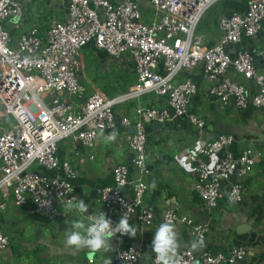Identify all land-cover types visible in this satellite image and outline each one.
Instances as JSON below:
<instances>
[{"label": "built area", "instance_id": "obj_1", "mask_svg": "<svg viewBox=\"0 0 264 264\" xmlns=\"http://www.w3.org/2000/svg\"><path fill=\"white\" fill-rule=\"evenodd\" d=\"M213 1L147 0L156 18L144 23L135 0H66L64 17L49 18L42 34L34 25L22 27L25 7L21 0H0V192L9 191L13 203L19 206L30 200L34 209L46 216L57 212L58 202L78 198V191L70 183L74 171L67 162L63 161L61 173L53 176L31 165L57 168L55 144L64 136H69L72 144L91 147L96 132L113 125V105L146 92L163 95L166 105H136L137 115L161 125L184 115L201 126L202 121L188 112L195 83L188 77L173 82L182 68L198 65L207 81L208 94L222 104L232 98L238 108L264 109V78L254 75L251 56L241 50L230 54L226 49L260 28L264 0H247L243 11L219 16L216 24L220 38L211 46H201L194 27ZM89 40L112 56L126 52L133 63L135 80L113 97L94 90L73 109L70 101L55 93H77L80 49ZM256 56L264 61V48L258 49ZM229 67L245 78L254 76L256 89L248 94L241 82L227 74ZM120 122L132 127L127 144L135 174L130 179L125 164L113 165L112 183L98 187V200L104 211L119 217L134 215L148 225L153 214L143 201L147 188L143 175L149 160L146 133L139 118L130 122L123 116ZM231 141V135L218 133L180 156L181 163H193L194 187L206 208L214 207L223 194L232 203L242 198V179L253 158L249 151L232 154L226 150ZM123 185L128 186L127 194L120 190ZM162 219L186 224L192 241L201 235L204 239L208 230L207 223L177 213L174 208L164 210ZM111 221L113 226L118 222ZM6 244L7 235L0 228V249ZM137 247L118 249L116 264H156L155 254L139 263ZM246 252L243 245L231 246L226 253L204 248L195 252L184 247L178 250L176 259L177 264H233Z\"/></svg>", "mask_w": 264, "mask_h": 264}, {"label": "crops", "instance_id": "obj_2", "mask_svg": "<svg viewBox=\"0 0 264 264\" xmlns=\"http://www.w3.org/2000/svg\"><path fill=\"white\" fill-rule=\"evenodd\" d=\"M118 1V0H111ZM140 12V20L149 23L156 18L147 0H135ZM247 0H215L200 15L194 35L201 46H211L220 38V30L216 21L219 16L232 11H243ZM57 19L64 17L66 0H57ZM45 26H38L44 34ZM264 48V17L260 28L252 35L241 36L240 39L227 45L230 54L238 50L249 53L253 60L254 75L264 78V61L256 56L258 49ZM81 68L76 77L79 89L77 93L67 95L55 93L61 99L72 103L73 109L92 91L98 90L107 97H113L126 91L135 80L133 63L126 52L117 56L108 54L97 48L89 40L80 49ZM227 74L241 82L248 94L256 87L254 76L243 77L229 67ZM190 78L195 83V92L188 100V112L202 121L201 126L190 122L186 116L174 117L158 127H152L149 120L135 113L136 105L163 107L166 98L153 92H146L113 105V125L96 132L91 147H84L79 142L71 143L69 136L56 141L55 155L59 165L48 169L31 165L36 171L53 176L61 173L60 164L67 162L74 176L70 179L71 186L78 191V199L88 205L84 213L76 209H67V203L58 202L57 212L46 216L38 213L30 200L24 205H16L9 191L0 192V228L7 235V244L0 249V264H116V251L138 241L139 256L142 260L155 254L151 242L154 233L163 219H154L148 225L141 224L136 216H129V223L137 229L134 238L120 236L111 239L112 250L92 253L87 248L77 249L67 246L66 231L71 229L73 221L87 216L106 213L107 217L119 221L120 217L102 209L98 200L97 189L101 185L112 183L111 167L125 164L128 178L135 174L131 165V152L127 138L132 132L131 126L120 122L125 116L130 122L139 118L146 133V151L149 155L147 171L143 175L146 190L143 201L153 194L154 211L162 213L174 208L177 213L186 214L195 221L208 224V230L199 248L212 252L226 253L231 246L239 245L237 240L245 241L250 234L261 236V241L248 249L240 259L243 264H251L252 253L259 257L257 264H264V109L247 106L236 107L231 101L222 104L211 97L206 89L207 81L203 78L198 65L189 69H180L173 77V82ZM104 83L110 84L107 89ZM117 132L114 141L107 136ZM218 133L231 135L232 141L225 148L232 154L248 150V143L256 141L253 163L242 179V198L237 203L227 200L225 194L218 198L212 208H206L201 201L194 183L196 171L193 163H181L180 156L186 151L194 150L201 143L213 139ZM260 140H263L260 143ZM166 154L170 160L164 161L160 155ZM155 182V187H152ZM123 194L129 192L128 186L120 187ZM180 234V248L191 247V237L186 224L174 222ZM248 225L240 228L241 225ZM192 249V248H191ZM198 249V250H199ZM198 250H194L195 252ZM240 260L233 264H242Z\"/></svg>", "mask_w": 264, "mask_h": 264}, {"label": "clouds", "instance_id": "obj_3", "mask_svg": "<svg viewBox=\"0 0 264 264\" xmlns=\"http://www.w3.org/2000/svg\"><path fill=\"white\" fill-rule=\"evenodd\" d=\"M117 132L113 131L107 136L108 141H114ZM152 187H155L153 182ZM67 209H76L80 213L88 210V205L83 199L73 196L67 200ZM65 243L67 246H74L77 249L87 248L92 253L103 250L111 251V239L119 234L134 238L137 229L129 223V217L122 215L119 221L113 226L111 218L101 212L89 218L86 224L83 219L73 221L71 229L66 231ZM203 245V236L191 241V248L198 250ZM180 234L172 220L163 221L157 227L152 242V252L155 253L156 264H177V253L180 248ZM105 264H110L106 261Z\"/></svg>", "mask_w": 264, "mask_h": 264}, {"label": "rangeland", "instance_id": "obj_4", "mask_svg": "<svg viewBox=\"0 0 264 264\" xmlns=\"http://www.w3.org/2000/svg\"><path fill=\"white\" fill-rule=\"evenodd\" d=\"M23 2L24 8L22 14V27H27L30 25L45 26L49 18L57 19V10L58 6L57 0H21ZM8 25L7 23H5ZM19 31V30H18ZM103 86L107 89L110 87V84L104 83ZM2 125L5 123L1 122Z\"/></svg>", "mask_w": 264, "mask_h": 264}, {"label": "water", "instance_id": "obj_5", "mask_svg": "<svg viewBox=\"0 0 264 264\" xmlns=\"http://www.w3.org/2000/svg\"><path fill=\"white\" fill-rule=\"evenodd\" d=\"M249 54V53H248ZM251 55V54H250ZM232 98L230 99V101L232 102ZM146 118V117H145ZM147 119V118H146ZM148 120V119H147ZM161 125V123H159V122H156V121H152L151 122V126L152 127H158V126H160ZM263 142V140H260V143H262ZM256 141L254 140V141H251V142H249L248 143V145H247V147H248V150H249V154L251 155V156H254V147H255V145H256ZM160 157L164 160V161H167V160H170V157L168 156V155H166V154H162V155H160ZM152 198H153V194H151V196L147 199V202H146V206H147V208L149 209V210H151L152 211V214H153V218L154 219H161L162 218V213H157L156 211H154V208H153V206H152ZM248 225H246V224H244V225H241V227L240 228H244V227H247ZM130 246L132 247V248H136L137 246H138V241H133V242H131L130 243ZM141 260H142V257L141 256H139V258H138V262L139 263H141ZM240 263H242V260H240ZM243 264V263H242Z\"/></svg>", "mask_w": 264, "mask_h": 264}, {"label": "trees", "instance_id": "obj_6", "mask_svg": "<svg viewBox=\"0 0 264 264\" xmlns=\"http://www.w3.org/2000/svg\"><path fill=\"white\" fill-rule=\"evenodd\" d=\"M26 8V7H25ZM261 241V236L259 235H254V234H250L246 240L243 242L241 241V239L237 240V243L239 245H243L246 246L248 249L252 248L254 245L258 244ZM251 250V249H250ZM259 260V257L252 253L251 255V264H257Z\"/></svg>", "mask_w": 264, "mask_h": 264}]
</instances>
